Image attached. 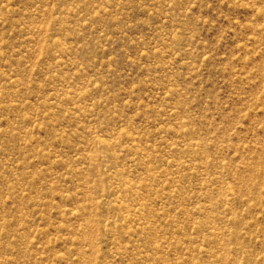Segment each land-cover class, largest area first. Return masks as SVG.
I'll return each mask as SVG.
<instances>
[{
  "label": "rangeland",
  "instance_id": "rangeland-1",
  "mask_svg": "<svg viewBox=\"0 0 264 264\" xmlns=\"http://www.w3.org/2000/svg\"><path fill=\"white\" fill-rule=\"evenodd\" d=\"M0 264H264V0H0Z\"/></svg>",
  "mask_w": 264,
  "mask_h": 264
}]
</instances>
